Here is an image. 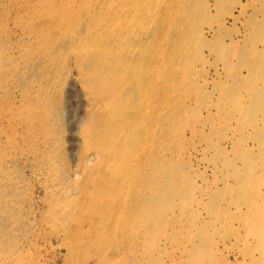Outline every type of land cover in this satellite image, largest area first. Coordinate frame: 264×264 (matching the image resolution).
Wrapping results in <instances>:
<instances>
[{"label": "rangeland", "instance_id": "obj_1", "mask_svg": "<svg viewBox=\"0 0 264 264\" xmlns=\"http://www.w3.org/2000/svg\"><path fill=\"white\" fill-rule=\"evenodd\" d=\"M62 1L67 2L68 0ZM72 1H75L78 6L82 4L81 0ZM228 1L161 0V5L165 7L164 9L168 14V19H170L171 23H169L167 27H165L166 24L164 23L154 24L160 32L156 31L158 35L155 33L153 35L157 36V40L158 38L165 36L163 38V41L165 38L167 41L163 42L165 45H167L166 43H168L171 38L174 42L170 45L168 44V47L164 45V48L161 50L158 49L159 55H162L159 58V61H161V68L156 67L155 69V67L151 66L152 64L148 66L151 72L159 70V74L161 76V78L159 77V85L157 88H155L156 94L154 95L156 98H154V100L151 99L150 102L152 105H157V100H160L159 102L162 101L164 105H166L163 111L164 118H168L166 116L168 113L174 115L170 126L169 124L164 125L165 127L162 126L163 134L171 137L169 141L170 143H165L169 149H182L185 148V146H193L194 148L196 147L195 151H193L194 153L192 154V166L200 178L198 181H196L197 186H199V192L194 193L195 191H193L192 195L194 199H190L188 197V190L176 185V181H174V184H168L166 181H161L163 178L162 176H169L170 173L172 174L177 170V167H181V163L176 164L175 162L171 163L170 161L169 164V162L165 161L160 162L161 164L163 163L162 165L160 163L156 165L148 164L147 173L149 176H147V173H145V180L142 179L144 177L143 176L140 178L139 183L136 184V187H132V190L145 193L143 197L141 196L142 198H146L143 202L144 205H142L143 200H141L139 202L141 203L139 205L140 207L136 208L137 214L140 212L139 215L141 214L143 216V220L145 219L144 225L146 223V226H144L146 231L144 246H147L156 238H169L170 240H174L185 245V248H183L181 252H175L169 246H167L162 252L163 256L161 260L149 262L148 264H214L213 260L211 259L213 252L212 248L216 241L220 239L225 240L227 243L226 249L221 245H219L217 248L220 256L225 258L227 264H250L247 258L242 260V257L239 256L240 254L238 253V250L242 249L243 254L245 255L244 251L248 249V246L255 247L253 245H257V241H259L257 240L256 242H253L250 239L249 235L251 232L254 233L256 230L260 229L259 232L256 231V233L258 232L260 235L261 232L264 231V221L261 220V224L257 225V221L261 219L260 213L264 207V203L258 199V196L256 197L257 192L255 188H252L253 191H250V187H256V183L253 184L254 186H249L240 184L236 181H222L223 177L227 176V172L228 176L230 175L229 169L222 170V163L228 162L226 160L229 159L230 162L236 165L239 162V154H241L239 150H237L235 147H232V145L229 144L225 139L228 137L237 138L234 136V133L236 129L238 130L240 128L239 131H243L244 139L247 141L248 145L251 146L250 141L246 137L248 133L250 134V132H248L249 130L246 132L247 129L245 125L249 124V121H252V119L259 120L262 117V113L257 111L261 106H254V101H249V96L244 97V92L247 90H253V88H261L264 86V0ZM43 3V0H0V59L4 57L5 60H7L5 63L2 62L3 71L1 72V76L3 77L0 80V89H2V91H0V152L2 151L0 153V166L2 165V167L6 168L4 171L5 174L2 175L3 177L0 176V181L6 184L5 186L1 185L3 194L0 193L2 200L0 207H8L7 209H9V211L14 209L15 212L17 211L20 214V216H23L21 217L24 224L23 229L25 228L24 230H26L28 233V239L30 240L28 243L29 246L25 248V250L23 249V258L25 264H88L89 262L92 264L91 262L94 257V260H98L100 264L103 257L108 256V249L110 250V248L114 247V242H102L99 243L101 245H92L88 247L87 250L81 249L83 246L79 244L76 246L77 248L75 250H69L67 245L56 237L58 227L55 225L52 226L50 224L52 215H48V213H51L49 211V204L52 201L51 199H53V196L51 195L54 191V188L50 186L49 183L50 179L54 178V175H58L59 173L69 178L73 174H77V178L72 177L69 180L70 182H67L69 188L71 187L72 189H78L79 186H81V183L82 185H86L85 188H88V185L85 184L86 181L83 183L82 180L83 176L87 172L85 169L87 165L84 162H86V159L88 158L87 155L90 151L87 149V147H85V144L80 136V132L86 127L96 128L99 125H103V123L105 124V122L108 123L107 110L99 107L98 104L97 106L94 103L90 105L88 104L87 98L90 97L89 93L83 87V84L81 83V77L75 74L76 72L74 65L78 64L79 62H76L71 57L66 58L58 67L59 75H53V80L50 79V81L45 84V80L43 81L41 89L35 88L33 83L37 80H40L42 77H46L47 74L44 71L45 69L43 63L39 62V68L37 71H35L36 73L30 72V75H28L29 73L26 71L17 72L14 70V66H17L22 57H27L31 60L34 54H37L39 50L36 42L34 40L29 41L28 36L36 35L39 38H43L47 35H50L49 33H51V31L54 29L60 27V16L62 12L55 9V7H49ZM170 16H172L173 20H175L177 23L173 21L172 17L170 18ZM175 16L176 19L174 18ZM178 17L181 19L179 20ZM171 25L175 29H172ZM33 26L36 27L33 28ZM28 28H30V30ZM213 32L216 35H213ZM183 47H185V49ZM28 50L29 53H31L26 55ZM149 53H154L153 47L149 48ZM34 59L35 58L32 60ZM77 60L80 61L78 58ZM80 62L87 64L90 63V60L89 58L87 60L81 59ZM62 64L64 65L62 66ZM6 72L7 74L5 75L4 73ZM31 73L33 75H31ZM62 73H66L67 75L64 74L63 76ZM221 88H224L223 90H226V93L228 91H232L240 94L241 92V96H239L237 100L233 101L231 104L229 99H227V103L219 107L218 101L221 99ZM204 90L206 91L204 92ZM183 93H185L184 96ZM136 95L139 96L136 91H130L127 96L132 99L134 98V102L138 106L139 99L136 97ZM39 99L44 101L45 104L48 103L46 105L48 109L47 121H50V128L52 127L51 129L47 128L44 134L41 131H35V129L41 124L40 114L42 113V109L39 106L43 102L37 105ZM178 99H180V101ZM251 99H253V93ZM175 100L178 101L176 102ZM183 101H185V106L180 105V103ZM176 106H179L180 110H178ZM196 109L199 110L196 111ZM182 110H184V112ZM227 111L231 113H228ZM223 114L227 116V119L222 118L224 116ZM209 115L211 116L209 117ZM245 117L246 119H244ZM224 120L227 122L225 123ZM239 120L242 121L240 122ZM190 127L193 129L192 133L189 132ZM200 127L201 130H199ZM174 128L176 130L178 128L185 129V135L180 138H173L176 131ZM241 128H244L245 130ZM214 132L215 134H213ZM207 133H209V135ZM187 136L188 138H186ZM49 138L56 140L57 143L55 146L50 147L51 154L46 160V158L43 156L44 153L42 152H44L43 150H46V153L48 152V149L45 147V145L47 144ZM198 141L202 143L200 144ZM181 142L183 145H181ZM11 143L15 147H13ZM211 148L212 151H215L212 152ZM216 150L218 152H216ZM213 154L219 155V158ZM14 158L15 160H13ZM209 163L216 164L218 167V172L215 174H212V172L210 173V170L206 168V164ZM174 164L178 166L175 167ZM48 165H50L51 168ZM51 170L55 174H53ZM162 171H164V173ZM144 181H147L146 184ZM77 182L79 184H77ZM75 183L76 185H74ZM18 189L23 193L20 191L17 195ZM178 192L183 194L181 195ZM182 196H185L183 198L184 200L182 199ZM82 197L83 196H78V200H83ZM186 198L190 199L191 201L189 202V200ZM224 200H227L231 204H248L255 202L257 205L255 209H250L249 211H246L245 209H241L242 211L231 209L225 212L219 208L221 202ZM168 202L172 203L170 204ZM189 203L193 204V213L186 215L184 221L190 220L193 222L190 232L173 233L169 230L167 231L166 226L168 223L165 218L166 215L172 210L177 213L179 209H186L189 206ZM8 204L11 206L9 207ZM149 208L154 210L152 211ZM247 220L248 222H246ZM134 221L132 228L135 229L137 227V222ZM164 222L166 223V226L165 228H162L161 226L162 223L164 224ZM250 222L253 226L250 224ZM159 224L161 225V229H159ZM45 231H47V233ZM119 232L121 234L126 233L121 229H119L116 233L118 234ZM151 233H153L154 236ZM237 238L239 239V244H232V241ZM74 242L77 244L79 243L78 241ZM119 247H123L122 243L119 244ZM171 250L173 252H171ZM70 255L72 256V259H70ZM125 259L124 261L117 262L115 264H135L130 256L125 255ZM256 260L252 262V264H264V259L260 258L259 261L255 263Z\"/></svg>", "mask_w": 264, "mask_h": 264}, {"label": "bare ground", "instance_id": "obj_2", "mask_svg": "<svg viewBox=\"0 0 264 264\" xmlns=\"http://www.w3.org/2000/svg\"><path fill=\"white\" fill-rule=\"evenodd\" d=\"M43 2H44L43 4H45L46 6L55 7V9L62 12L61 16H60V27L57 26L58 28L51 31V33H49L50 35H47L46 37H43V38H39L36 35L28 36L29 41L34 40L36 42V45L39 47V50H38L37 54L35 53L36 55L34 54V56H33V58H35L34 60H32L33 58L30 60L27 57H22L20 59V62L17 64V66H14V70H16L17 72L26 71L29 73L28 75H30V72L36 73L35 71H37L39 68L38 67L39 62L43 63L44 69H45L44 71L46 72L47 75H46V77H42L40 80H37L33 83V86L35 88L41 89V86H42L44 80H45L44 81V84H45V83L49 82L50 79L53 80V78H54L53 75H57V74L59 75V73H58L59 68L58 67L61 65V63L66 58H68V57L73 58L76 62H79L78 64L74 65L75 72H76L75 74L77 76L81 77V79H82V80L80 79L81 83L83 84V87L87 90V92L89 93L90 97L87 98L88 104L90 105V104L94 103V104H96V106L98 104L99 107L106 109L107 113H108L107 121H109L108 123L105 122L106 125L102 122L103 125H99L96 128L95 127L94 128L86 127L85 129H83L84 128L83 127L82 131L80 129V131H81L80 136H81V138L85 144V147H87V149L90 151L89 154L87 155L88 158L86 159V162L83 161L87 165V167L85 168L87 172L83 176L82 182L84 183V181H86L85 184L88 185V188H85L86 185H84V184L82 185V183H81V186L78 185L79 186L78 189H74V188L72 189L71 187H70L71 189L69 188V186L67 185V182L72 177L77 178L78 177L77 174L76 175L73 174L69 178V177L59 173L58 175H54V178L50 179L49 185L54 188V191L52 189V191H53L52 195H51L52 191L50 192V195L53 196V199H51L52 201L49 204V211L51 213H48V215L49 214L52 215L50 224L52 226L55 225L58 227L57 232H56V237L61 242L65 243L69 250H75L77 248L76 246L79 244H81L83 246L81 249L87 250V248L92 246V245H96V244L106 242V241L112 243V241H113L114 242L113 244H115L114 247L110 248V250L108 249V256H104L102 259V262H100V264H115L117 262L124 261L125 255L130 256L133 259V262L135 264H148L149 262L161 260V258L163 256L162 252L167 246H169L175 252H181L182 249L185 248V245H183L182 243H178L174 240H170L169 238L168 239L167 238H162V239L156 238L154 241L151 240L152 242L149 243L147 246H144V244H145L144 240L146 238L145 237L146 231H145L144 226H146V223L144 225L145 219L143 220V216L141 214L139 215L140 212L137 214L136 208L140 207L139 205L141 203H139V202L141 200H143L142 201V203H143L144 200L146 199V198H142L145 193L140 192V191H136V190H132V187L133 186L136 187V184L139 183L140 178H142L144 176L142 179L145 180V176L146 175L149 176V174L147 173L148 164L156 165V164H159L160 162H165V161L169 162V164H170V161H171V163L172 162H175L176 164L181 163V167H179V168L177 167V170L172 174L170 173L169 176H167V175L165 176L163 174L164 171H162L163 172L162 174L164 176H162L163 178L161 181H166V183H168V184H172V183L174 184V181H176V183H175L176 185L183 187V188H186L188 190V193H189L188 197L190 199H192V198L194 199V197L192 195L193 191H195L194 193L199 192V186H197L196 181H198L200 177L198 176V174L196 173L195 169L192 166V162H193L192 161V159H193L192 154L194 153L193 151H195L196 147L194 148L193 146H188V147L185 146V148H182V149H180V148L169 149V147H167L165 145V143L169 142L171 137L167 136L166 134H163L162 126H164L166 124H169V126H170L171 122L173 121L174 115L168 113L166 115L168 118H164L163 111H164V108L166 107V105H164V103L162 101L159 102L160 100H157V99H156L157 105H152L150 102L151 99L154 100V98H156V96L154 95V94H156L155 88L158 87L159 80H160L161 76L159 74L160 73L159 70L151 72L149 70L148 66L152 64L151 66L155 67V69H156V67L161 68V61H159V58L162 55H159L158 49L161 50L162 48H164L165 44L163 42L166 41V38L163 41V38L165 36L158 38V40H157L156 39L157 36L153 35L154 33L157 34L156 31L160 32L154 24H163L164 23V24H166L165 27H167V25L169 23H171L170 19H168L169 17H168V14L166 13V10L164 9L165 7H163V5H161V0H81L82 4L80 6H78L75 3V1H72V0H68L67 2H63L62 0H47V1L43 0ZM41 7H43V6H41ZM184 7H186V6H184ZM50 11H52V10H50ZM71 11L73 12V14ZM170 15H171V13H170ZM17 16H18V14H17ZM171 17L172 16H170V18ZM179 17H180V15H179ZM174 18L176 19V16ZM180 19L181 18H179V20ZM32 20H33V18H32ZM172 20H173V17H172ZM173 21H175V20H173ZM28 25H29V23H28ZM185 25H186V23H185ZM34 27H36V26H33V28ZM171 27H172V29L174 28L172 25H171ZM221 28H222V26H221ZM28 29L30 30V28H28ZM37 31H38V29H37ZM213 35H216V34L214 33ZM216 38H217V36H216ZM186 39H188V38H186ZM173 42L174 41L171 38V40L168 41V43H166V44L170 45ZM167 45H165V46L168 47ZM151 47H153V51H154V53H152V54L149 53V48H151ZM183 48L185 49V47H183ZM29 50H28L27 54L25 53L26 55H29L31 53V52L29 53ZM77 58L80 61H81V59L87 60L89 58L90 63L83 64L82 62L78 61ZM4 60H5L4 57H2L0 59V80L3 77V76H1V72L3 71L2 70V62L5 63L7 61V60H5V61ZM63 65L64 64H62V66ZM222 65H223V63H222ZM11 66H13V65H11ZM200 67H202V66H200ZM32 73H31V75H33ZM214 73H217V72H214ZM4 74L6 75L7 72ZM64 74H66V73H64ZM64 74H63V76H64ZM9 76H11V75H9ZM197 76H198V74H197ZM229 76H231V75H229ZM201 78H202V76H201ZM201 78H199V79H201ZM25 79H27V78H25ZM173 86H175V85H173ZM230 88H232V87H230ZM223 89L220 92L221 99L219 101L217 100L219 107H221V105H223V104H226L227 99H229L230 104H231V103H233V101H236L239 96H241V92H240V94L239 93L237 94V93L232 92V91L231 92L228 91L226 93V90H223ZM0 91H2V89H0ZM130 91H134V92L136 91V93L139 94V96L136 95V97H138V99H139L138 106L134 102V98L132 99V98L127 96L130 93ZM205 91L206 90H204V92ZM244 93H245L244 97L249 96V98H248L249 101H254V103H253L254 106H257V105L261 106L260 109L257 111L258 112L260 111L262 113V117L259 120H255V119L251 118L252 121H249L250 122L249 124L245 123L246 124L245 127L247 129L246 132L248 130H249L248 132H250V134L248 133V135L246 137L250 141L251 146H249L247 141L244 139L243 131H241V130L239 131L240 128L238 130L236 129L235 133H234V136H236L237 138H234V137L233 138L232 137L226 138L225 137L226 138L225 140L229 144H231L232 147H235L237 150H239L241 154H239V158H238L239 162L237 161L238 163L236 165L234 163L230 162L229 159L226 160L228 162L222 163V170L223 169H229L230 170V175L228 176V172H227L226 173L227 176H224L222 181H236L240 184L249 185V186H252L254 183H256V185H255L256 187H250V191H253L252 188L253 189L255 188V190L257 192L256 197L258 196V199L262 203H264V86L261 88H253V90H247ZM252 93H253V99H251ZM169 94H171V93H169ZM184 94L185 93H183V96H184ZM100 98H102V99H100ZM178 100L180 101V99H178ZM192 101H193V99H192ZM26 102H28V101H26ZM41 102H43V103L39 107H41L42 113L41 112L40 113L43 115L40 114L41 124L35 129V131L36 132L41 131L44 134L46 132L47 128H50V121H47L48 109H47L46 105L48 103L45 104L44 101L39 99V102L37 105H39ZM180 105L185 106V101L180 103ZM243 107H245V106H243ZM177 108H178V110H180L179 106ZM27 110H26V113H27ZM197 110H199V109H196V111ZM182 111L184 112V110H182ZM227 112L231 113L229 111H227ZM29 115H30V113H29ZM210 116L211 115H209V117ZM226 117L227 116L224 115L222 118L224 119ZM212 119H213V117H212ZM244 119H246V117ZM53 120H54V118H53ZM176 120H177V118H176ZM197 120H199V119H197ZM233 120H234V118H233ZM237 120H238V118H237ZM30 121H31V119H30ZM25 122H26V118H25ZM224 122H225V120H224ZM173 124H174V122H173ZM176 124H178V123H176ZM85 126H86V124H85ZM190 128H189V130H190L189 132L192 133L193 129L192 128L190 129ZM244 128H241V129H244ZM26 129H28V128H26ZM199 130H201V127ZM221 130H222V128H221ZM251 130H252V132H251ZM1 131H2V129H1ZM185 132H186L185 129L178 128L175 131L173 138H175V137L180 138V137L185 135ZM30 133H31V131H30ZM207 134L209 135V133H207ZM213 134H215V132ZM54 135H55V133H54ZM28 136H30V135H28ZM31 138H32V136H31ZM173 138H172V140H173ZM186 138H188V136ZM214 138H215V136H214ZM192 139H193V137H192ZM207 141H208V138H207ZM211 142H212V140H211ZM7 143H6V145H7ZM56 143H57L56 140L50 139V138L47 141V144L45 145V147L48 149V152L46 153V150H43L44 152H42V153H44L43 156L46 158V160L50 157V154H51L50 153V147L55 146ZM36 144H37V141H36ZM181 145H183L182 142H181ZM190 145H192V144H190ZM209 145H210V143H209ZM12 146H13V144H12ZM165 146H166V148H165ZM169 146H171V145H169ZM13 147H15V146H13ZM36 147H37V145H36ZM219 147H220V145H219ZM5 148H6V146H5ZM8 150H10V149H8ZM211 151H212V148H211ZM214 151H212V152H214ZM54 152H57V151H54ZM216 152H218V151L216 150ZM218 154H220V153H218ZM57 155H58V153H57ZM213 155L217 156V157L219 156V155H215V154H213ZM33 158H34V156H33ZM13 160H15V158ZM49 163H50V161H49ZM48 166L50 167V165H48ZM167 166H168V163H167ZM176 166H178V165H175V167ZM171 167H172V165H171ZM206 168L209 169L210 173L212 172V174H215L216 172H218V167L216 166V164H213V163L212 164L211 163L206 164ZM5 170H6V168L2 167V165H1L0 166V176L5 174L4 173ZM52 173H53V171H52ZM145 173H147V174L145 175ZM53 174H55V173H53ZM36 175H39V174H36ZM82 175H83V172H82ZM45 176H47V175H45ZM50 176H52V175H50ZM153 179H154V174H153ZM22 181H23V179H22ZM203 181H204V179H203ZM254 181H259V182H254ZM44 182H46V181H44ZM144 182L146 184L147 181H144ZM144 182H142V183H144ZM8 183H9V181H8ZM16 183H18V182H16ZM77 184H79V183L77 182ZM1 185L5 186L6 184L3 183L2 181H0V193H2V190H3V189H1ZM74 185H76V183ZM21 186H23V185H21ZM224 186L226 187L225 184H224ZM232 186H234V185H232ZM46 187H48V186H46ZM160 187H161V185H160ZM142 188H144V187H142ZM19 189L17 190L18 192L16 191L17 195L21 191ZM8 190H9V188H8ZM5 191H7V190H5ZM182 192H184V191H182ZM8 193H11V192H8ZM179 194H181V193H179ZM12 195H13V193H12ZM78 196L79 197L83 196L82 197L83 200H78ZM184 197L185 196H182V199ZM232 197H233V195H232ZM186 199L189 200V202L191 201L188 198H186ZM0 200H1V197H0ZM252 200H254V199H252ZM16 201H17V199H16ZM45 201H47V200H45ZM1 202H2V200L0 201V204H1ZM168 203H170V202H168ZM191 203H189V206L186 209H183V210L177 209L178 210L177 213L174 212V210L170 211L169 214H167L165 217L166 221L168 223L167 226H166V223L164 222V224L162 223V226L159 224V229H161V227L165 228V226H166L167 231L169 230L173 233H175V232L189 233L192 226H193V222H191L190 220L184 221V218L186 217V215H190L193 213V204H191ZM8 205H9V207L11 206L10 204H8ZM142 205H144V203ZM256 205L257 204L255 202L248 203V204L247 203L231 204L227 200L226 201L224 200L221 202L219 208H221L225 212H227L231 209H234L236 211H242L241 209H245L246 211H249L250 209H255ZM7 208H5L4 206L0 207V264H25L24 258H23V249L25 250V248H27L29 246L28 243L30 240L28 239V233L26 232V230H24L25 228L23 229L24 224H23V221L21 218L23 216H20V214L17 211L15 212L14 209H12V210L10 209L11 211H9V209H7ZM149 209H151V208H149ZM19 210H20V207H19ZM251 213H252V211H251ZM260 214H261V219H259L257 221L258 222L257 225H260L261 222L264 221V207H263ZM256 215H258V214H256ZM43 218H45V217H43ZM255 218H257V217H255ZM206 219H207V217H206ZM26 220H28V219H26ZM134 220L137 222V227L135 229L132 228V224L134 225V223H133ZM246 222H248V220ZM31 223H32V221H31ZM242 224H244V223H242ZM250 224L252 225L251 222H250ZM155 225H156V223H155ZM154 228H155V226H154ZM119 229L123 230L126 233L121 234L119 232L117 234L116 232ZM259 230L260 229H258L256 231L259 232ZM256 231L254 233H252L250 231L251 234L249 235V237L253 242H256L257 240H259V241H257L258 242L257 245H253L255 247L248 246V249H246L244 251L245 255L243 254L242 249L238 250V253L240 254L239 256L242 257V260L247 258L249 260L250 264H252V262H254L257 258L258 259L256 260L255 263H257L260 258L264 259V231H262L260 235L258 232L256 233ZM45 232L47 233V231H45ZM156 232H158V231H156ZM153 233H151V234L153 235ZM157 234H159V233H157ZM244 234H245V232H244ZM147 237H148V235H147ZM153 238H150V239H153ZM74 241H78L79 243L77 244ZM241 241H243V240H241ZM246 241H248V240H246ZM227 242H228V240H227ZM121 243L123 245L122 248L119 247V244H121ZM244 243H245V241H244ZM232 244L238 245L239 239L237 238V239L233 240ZM99 245H101V244H99ZM219 245H221L223 248L226 249L227 243L223 239L216 241V243L213 245V248H212L213 252H212V258L211 259L213 260L214 264H219V263L220 264H227L225 258L221 257L220 253L218 252L217 248ZM62 247H64V246H62ZM38 250H39V248H38ZM172 250H171V252H173ZM31 253H33V252H31ZM70 259H72V256ZM94 259H95V257H94ZM93 260L91 262L92 264H99L98 260H94V261ZM88 264H90V262Z\"/></svg>", "mask_w": 264, "mask_h": 264}]
</instances>
